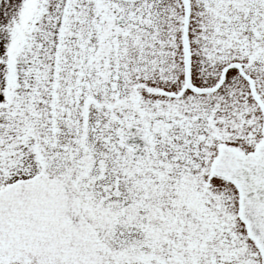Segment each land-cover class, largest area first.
<instances>
[{
    "label": "snow or ice",
    "instance_id": "1",
    "mask_svg": "<svg viewBox=\"0 0 264 264\" xmlns=\"http://www.w3.org/2000/svg\"><path fill=\"white\" fill-rule=\"evenodd\" d=\"M0 264H264V0H0Z\"/></svg>",
    "mask_w": 264,
    "mask_h": 264
}]
</instances>
